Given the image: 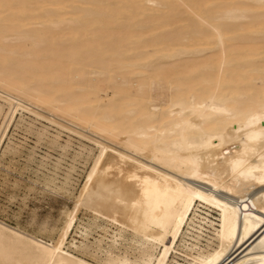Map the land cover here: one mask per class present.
I'll return each instance as SVG.
<instances>
[{"label": "bare ground", "instance_id": "6f19581e", "mask_svg": "<svg viewBox=\"0 0 264 264\" xmlns=\"http://www.w3.org/2000/svg\"><path fill=\"white\" fill-rule=\"evenodd\" d=\"M172 12L189 31L159 36ZM22 97L101 148L58 239L0 221V264H93L64 248L82 208L143 238L107 264H168L197 202L220 224L189 264H264V0H0V98Z\"/></svg>", "mask_w": 264, "mask_h": 264}, {"label": "rangeland", "instance_id": "374dc122", "mask_svg": "<svg viewBox=\"0 0 264 264\" xmlns=\"http://www.w3.org/2000/svg\"><path fill=\"white\" fill-rule=\"evenodd\" d=\"M109 10L104 9L106 13H110ZM173 15L180 18L178 12H172V28L170 26L156 30L155 32L159 31V36L189 31L182 28L189 21L181 23ZM182 17L189 18L187 15ZM139 20L142 21L143 18H137L136 21ZM143 27L142 31L137 27V30L132 29L136 31L135 34H145L147 38H152L154 34L158 36L157 33L152 34V31L144 32ZM132 29L126 28L125 31L128 33ZM125 31L118 33L127 34ZM22 100L25 104L28 102L30 109L36 108V113L18 108L12 116L10 105L0 98V221L22 232L29 231V234L32 233L31 235L43 241L53 242L58 239L101 147L80 134V130L84 132L83 128L71 126L73 123L69 118L49 111L35 101L30 102L28 98L22 97ZM30 103L35 106L30 107ZM75 128L81 129L78 132ZM91 133L85 130V135ZM91 136L114 145L93 133ZM194 182L204 189L209 186L203 181ZM219 218L220 211L215 206L197 202L168 264H189L188 253L208 250V245L215 248L217 241L214 238L216 229L219 228ZM122 228L82 208L64 248L93 264H107L119 257H128L132 262L140 261L146 250L142 245L143 238L131 229ZM161 249L157 248L154 254L157 255Z\"/></svg>", "mask_w": 264, "mask_h": 264}]
</instances>
